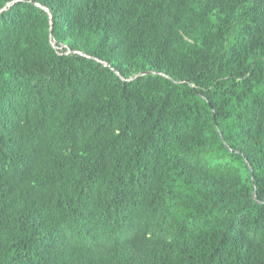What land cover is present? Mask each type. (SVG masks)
I'll use <instances>...</instances> for the list:
<instances>
[{
    "label": "trees",
    "instance_id": "1",
    "mask_svg": "<svg viewBox=\"0 0 264 264\" xmlns=\"http://www.w3.org/2000/svg\"><path fill=\"white\" fill-rule=\"evenodd\" d=\"M0 264H264V0H0Z\"/></svg>",
    "mask_w": 264,
    "mask_h": 264
},
{
    "label": "built area",
    "instance_id": "2",
    "mask_svg": "<svg viewBox=\"0 0 264 264\" xmlns=\"http://www.w3.org/2000/svg\"><path fill=\"white\" fill-rule=\"evenodd\" d=\"M51 44L53 45V47L55 49H58L59 48L58 50H61V47L56 46L55 43L52 40H51ZM66 53H68V51Z\"/></svg>",
    "mask_w": 264,
    "mask_h": 264
}]
</instances>
